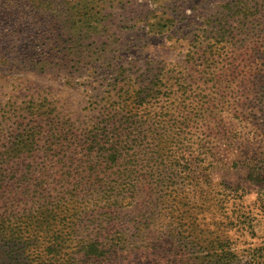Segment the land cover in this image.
<instances>
[{"label": "rangeland", "instance_id": "rangeland-1", "mask_svg": "<svg viewBox=\"0 0 264 264\" xmlns=\"http://www.w3.org/2000/svg\"><path fill=\"white\" fill-rule=\"evenodd\" d=\"M16 127L55 209L0 264H264V0H0Z\"/></svg>", "mask_w": 264, "mask_h": 264}, {"label": "trees", "instance_id": "trees-1", "mask_svg": "<svg viewBox=\"0 0 264 264\" xmlns=\"http://www.w3.org/2000/svg\"><path fill=\"white\" fill-rule=\"evenodd\" d=\"M18 128L13 129L11 134L4 133L3 138L6 140H0V263L4 260L11 262L9 256L15 252L14 237L23 231L22 226L12 227L7 213L9 205L17 209L23 208L25 219L23 225L26 226L24 229L34 226V230H42L48 210L55 209V207L49 209L48 204L47 209L45 203L41 204L42 201L46 202L44 192L46 171L40 173L34 168L36 155L27 152L30 147L29 137L17 133ZM82 148L88 153L94 152L86 140L83 141ZM29 205H32L30 209ZM11 215L17 218L21 213L15 215L12 210ZM101 248L98 243L90 241L82 246L86 253L91 249L94 253L97 249L102 250Z\"/></svg>", "mask_w": 264, "mask_h": 264}]
</instances>
